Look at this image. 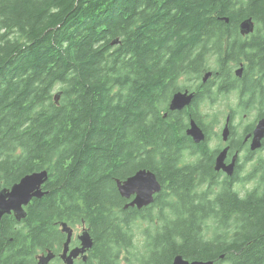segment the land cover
Returning <instances> with one entry per match:
<instances>
[{"label":"trees","instance_id":"trees-1","mask_svg":"<svg viewBox=\"0 0 264 264\" xmlns=\"http://www.w3.org/2000/svg\"><path fill=\"white\" fill-rule=\"evenodd\" d=\"M245 17L255 27L242 36ZM235 61L248 62L244 94L264 115V0H0V190L47 170L26 217L0 219V264L55 248L61 222L95 234L101 264H264V188L182 194L171 160L193 147L188 123L161 113L181 75ZM140 168L171 192L123 209L115 179Z\"/></svg>","mask_w":264,"mask_h":264},{"label":"flooded vegetation","instance_id":"flooded-vegetation-1","mask_svg":"<svg viewBox=\"0 0 264 264\" xmlns=\"http://www.w3.org/2000/svg\"><path fill=\"white\" fill-rule=\"evenodd\" d=\"M231 64L232 68L228 71L221 69L219 72L213 69H207L201 71L198 77L195 78L181 75L178 78V83H180L179 89L172 90L165 96L162 102L161 113L163 120L170 121L179 112L186 119L188 127L193 112L198 113L202 118L200 124L196 123L203 130L205 138L200 142H195L191 136L185 135L187 128L185 127L184 135L193 147L182 148L179 153L175 150L177 155L171 160L176 167L184 170L183 182L177 183L184 185L180 189L182 194L185 193L186 189L190 188L194 197H205L206 199L214 200L217 197V192L223 189H230L231 193L237 191L240 194L249 191L258 196L263 193L264 173L260 171L259 166L264 163V132L259 148L252 149L251 142L255 135V128L258 121L264 115L255 114L258 109V102L251 97L246 98L244 94L252 84L251 82L249 84V77L251 76L246 74L248 62L235 61ZM239 68L242 70L237 72ZM208 70H211L212 74L204 80V73ZM174 81L175 79H173ZM176 91L187 92L188 95L192 93L193 96L191 102L182 109L170 110L169 103ZM211 93L216 94L215 99L210 97ZM215 104H220L227 110L223 123L218 121L217 118L207 117L206 112L203 111V109L212 108ZM241 107L251 109L247 112L240 113ZM251 110L254 111L252 112ZM201 112L205 115L204 117H202ZM227 116H229V132L227 138L223 139L222 131L227 123ZM199 146H202V148ZM219 156L222 159L218 165L219 167H217V159ZM41 170L43 169L38 171ZM43 184L41 186L42 189H44ZM162 190L165 192L164 195L171 192L169 189H164V187ZM34 200H39V198L32 197L30 199L29 203L25 206L27 214L29 212V205ZM4 216H12L15 219L14 211L4 214L2 218ZM69 226L71 227V233L68 239L67 255L74 248L81 247L80 236L84 230L90 234L93 242L92 246L83 254L71 257L72 264H101L100 258H98L95 252V234H91L86 226ZM60 234L58 245L55 248L47 247L44 251H39L38 253H33L30 250L29 253L26 252L20 255L11 253L10 256L13 258L15 255L20 257L15 262L16 264H38L40 256L53 252L46 264H65L64 258H67V256H63V251L66 246L67 236L65 232H60ZM223 256L220 255L221 258Z\"/></svg>","mask_w":264,"mask_h":264},{"label":"water","instance_id":"water-1","mask_svg":"<svg viewBox=\"0 0 264 264\" xmlns=\"http://www.w3.org/2000/svg\"><path fill=\"white\" fill-rule=\"evenodd\" d=\"M227 21V19H225ZM255 23L252 17H245L239 23V31L242 35L251 33L254 30ZM117 41L115 40L114 43ZM242 69L239 68L237 72H240ZM211 75V72H207L204 75V80H206ZM192 93L187 94V92L177 91L173 94L169 109L170 110H179L184 106L188 105L192 99ZM56 100L58 94L55 96ZM228 121L229 116L227 117V123L222 131L223 139H226L228 136ZM264 132V117H262L255 128V135L251 143V148L255 149L261 146V138ZM186 133L192 137L195 142H199L204 139V133L202 129L197 125L194 120H191L189 127L186 129ZM224 154V152H223ZM222 157L219 156L217 159V167L220 164ZM47 178V170L43 169L41 171H33L29 174L24 175L18 182L14 183L10 189L0 190V217L4 213H9L11 210L14 211L15 217L19 220L25 216L23 205L27 204L32 197L41 198L44 195L42 191V184ZM117 190L125 199H129L132 195L133 198L126 202L123 208L136 207L141 209L145 206L150 205L154 201V195L160 191L161 184L157 180L155 173L147 168H140L134 174L128 176L124 180L115 179ZM62 230L68 233L67 240L65 242V248L63 251V256L66 255L67 258H64L66 264H72V256H77L79 252H83L85 248H90L93 244L90 234L84 230L80 236L81 238V247H76L70 251L67 255L66 250L68 247V239L70 234V228L66 223H62ZM52 253L47 255H42L39 257L38 264H46ZM223 256V255H221ZM171 264H214L213 260H201L194 259L189 260L183 257L181 254H176Z\"/></svg>","mask_w":264,"mask_h":264},{"label":"bare ground","instance_id":"bare-ground-1","mask_svg":"<svg viewBox=\"0 0 264 264\" xmlns=\"http://www.w3.org/2000/svg\"><path fill=\"white\" fill-rule=\"evenodd\" d=\"M253 31H254V30H253ZM253 31H252V32H253ZM252 32H251V33H252ZM240 34H241V33H240ZM249 34H250V33H249ZM249 34H246V35H249ZM241 35H242V34H241ZM242 36H244V35H242ZM207 72H209V71H207ZM207 72H205L204 75H205ZM210 72H211V74H212V71H210ZM56 95H57V94H56ZM56 95H55V96H56ZM55 96H54V99H56ZM169 104H170V103H169ZM184 107H185V106H184ZM179 110H180V109H179ZM227 117H228V116H227ZM191 120H194V119H191ZM191 120H190L189 122H191ZM189 125H190V124H189ZM197 125H198V124H197ZM188 127H189V126H188ZM188 127H187V128H188ZM187 128H186V129H187ZM202 131H203V130H202ZM203 133H204V132H203ZM186 134H187V133H186ZM187 136H189V135L187 134ZM189 137H190V136H189ZM204 138H205V134H204ZM253 138H254V137H253ZM201 141H202V140H201ZM252 141H253V139H252ZM199 142H200V141H199ZM251 143H252V142H251ZM258 148H259V147H258ZM255 149H256V148H255ZM136 171H137V170H136ZM136 171H135V172H136ZM135 172H133L132 174H134ZM153 173H154V172H153ZM132 174H131V175H132ZM129 176H130V175H129ZM156 178H157V177H156ZM20 179H21V178H20ZM125 179H126V178H125ZM46 180H47V178H46ZM46 180H45V181H46ZM123 180H124V179H123ZM157 180H158V179H157ZM115 184H116V183H115ZM160 184H161V183H160ZM10 188H11V187H9V188H2V189H10ZM116 188H117V187H116ZM2 189H1V190H2ZM161 190H162V186H161L160 191H161ZM42 191H43V190H42ZM117 191H118V190H117ZM160 191H159V192H160ZM44 192H45V191H44ZM159 192H157L156 194H158ZM118 193H119V192H118ZM44 194H46V192H45ZM156 194H155V195H156ZM119 195H120V194H119ZM155 195H154V199H155ZM120 197H122V196H120ZM36 198H37V197H36ZM122 198H123V197H122ZM132 198H133V195H132L129 199H125V198H123V199H125V200L128 202V201H130ZM153 202H154V201H153ZM28 203H29V201L27 202V204H28ZM27 204L23 205V209H24V212H25V216L22 217V218L19 219V220L15 217V219H16L17 221H21L22 219H24V218L26 217V214H27V213H26V210H25V206H26ZM151 204H152V203H151ZM151 204H150V205H151ZM123 206H124V205H123ZM128 208H136V207H128ZM128 208H126V209H128ZM123 209H125V208H123ZM136 209H137V208H136ZM141 209H142V208H141ZM11 211H13V210H11ZM9 213H10V212H9ZM4 214H7V213H4ZM4 214H3V215H4ZM14 214H15V213H14ZM3 215H2V216H3ZM2 216L0 217V219L2 218ZM62 223H66V222H61V223L59 224V230H60V232H65V233H66V236H68V233H67L66 231H63V230H62V226H61ZM66 224H67V223H66ZM67 226L71 229V227H70L69 225H67ZM70 233H71V230H70ZM69 236H70V234H69ZM87 249H89V248H85V250H84L83 252H79L78 255H79V254H83ZM50 253H53V252H50ZM78 255H77V256H78ZM65 264H66V263H65Z\"/></svg>","mask_w":264,"mask_h":264},{"label":"rangeland","instance_id":"rangeland-1","mask_svg":"<svg viewBox=\"0 0 264 264\" xmlns=\"http://www.w3.org/2000/svg\"><path fill=\"white\" fill-rule=\"evenodd\" d=\"M251 111L253 112L254 110ZM205 112H209L211 114L215 113L216 114L215 118H217L218 121H221V123H223L227 110L224 109L220 104L217 105L215 104L212 106V108L206 109ZM209 118H214V117H209Z\"/></svg>","mask_w":264,"mask_h":264}]
</instances>
